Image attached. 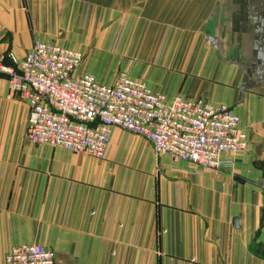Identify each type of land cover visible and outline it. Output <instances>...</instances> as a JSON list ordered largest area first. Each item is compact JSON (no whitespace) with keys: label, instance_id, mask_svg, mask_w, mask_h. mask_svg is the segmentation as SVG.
I'll return each mask as SVG.
<instances>
[{"label":"crops","instance_id":"0c3cea01","mask_svg":"<svg viewBox=\"0 0 264 264\" xmlns=\"http://www.w3.org/2000/svg\"><path fill=\"white\" fill-rule=\"evenodd\" d=\"M36 40L102 83L228 105L250 144L218 169L120 127L103 159L37 145L0 69V264L32 243L55 264H264V0H0V68Z\"/></svg>","mask_w":264,"mask_h":264},{"label":"built area","instance_id":"2783aa9c","mask_svg":"<svg viewBox=\"0 0 264 264\" xmlns=\"http://www.w3.org/2000/svg\"><path fill=\"white\" fill-rule=\"evenodd\" d=\"M8 75L13 97L28 106L26 134L37 145L62 147L105 158L112 130L120 127L144 137L157 156L218 169L223 156L249 148L241 119L225 104L178 95L169 98L146 81L121 74L106 84L80 73L85 54L36 40ZM56 252L42 244L14 245L5 264H55Z\"/></svg>","mask_w":264,"mask_h":264},{"label":"water","instance_id":"95a60500","mask_svg":"<svg viewBox=\"0 0 264 264\" xmlns=\"http://www.w3.org/2000/svg\"><path fill=\"white\" fill-rule=\"evenodd\" d=\"M235 222L237 223V220H235Z\"/></svg>","mask_w":264,"mask_h":264}]
</instances>
